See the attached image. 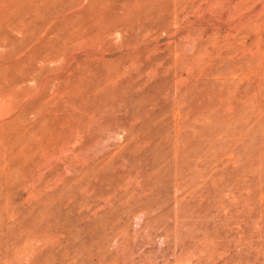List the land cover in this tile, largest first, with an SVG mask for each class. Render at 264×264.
<instances>
[{"label":"rangeland","instance_id":"obj_1","mask_svg":"<svg viewBox=\"0 0 264 264\" xmlns=\"http://www.w3.org/2000/svg\"><path fill=\"white\" fill-rule=\"evenodd\" d=\"M0 264H264V0H0Z\"/></svg>","mask_w":264,"mask_h":264}]
</instances>
